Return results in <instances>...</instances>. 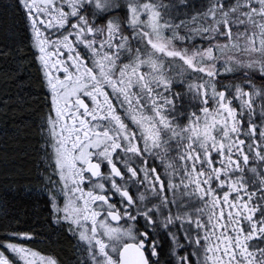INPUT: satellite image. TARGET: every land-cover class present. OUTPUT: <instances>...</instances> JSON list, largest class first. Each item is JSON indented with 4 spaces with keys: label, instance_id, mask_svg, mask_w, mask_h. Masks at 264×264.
Segmentation results:
<instances>
[{
    "label": "snow or ice",
    "instance_id": "snow-or-ice-1",
    "mask_svg": "<svg viewBox=\"0 0 264 264\" xmlns=\"http://www.w3.org/2000/svg\"><path fill=\"white\" fill-rule=\"evenodd\" d=\"M0 19L41 73L42 191L75 264H264V0H9ZM5 227L0 264H60Z\"/></svg>",
    "mask_w": 264,
    "mask_h": 264
},
{
    "label": "trees",
    "instance_id": "trees-1",
    "mask_svg": "<svg viewBox=\"0 0 264 264\" xmlns=\"http://www.w3.org/2000/svg\"><path fill=\"white\" fill-rule=\"evenodd\" d=\"M46 111L41 73L28 41L20 33H5L0 19V234L11 224L65 255L71 252L70 240L52 223L42 191L41 176L47 173L37 125ZM69 258L75 264L76 258Z\"/></svg>",
    "mask_w": 264,
    "mask_h": 264
},
{
    "label": "flooded vegetation",
    "instance_id": "flooded-vegetation-1",
    "mask_svg": "<svg viewBox=\"0 0 264 264\" xmlns=\"http://www.w3.org/2000/svg\"><path fill=\"white\" fill-rule=\"evenodd\" d=\"M190 2L198 3L199 5L204 6V5H206L208 3V0H190ZM229 82L230 81H225V83H229ZM256 83L259 85L260 84V81L258 80V81H256ZM61 228L64 230L66 236H68V238L70 240V243H71V247H70L71 252H70V254L68 253V254H65L64 255L62 253V251L57 252V250L51 249L48 245H46V243L44 241L39 240L37 238H35V240H33L31 242H28L27 246L30 247V248L35 249L36 251L41 252L44 255H50V256L55 257L60 262V264H71L70 261H69V259H70L69 257H72V256L75 257L74 256V252H75V240H74L73 237H71L66 232V229L65 228H63V227H61Z\"/></svg>",
    "mask_w": 264,
    "mask_h": 264
}]
</instances>
